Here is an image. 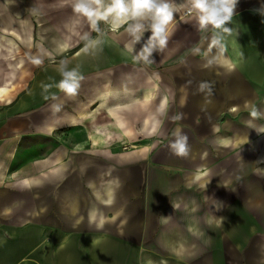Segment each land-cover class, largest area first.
I'll list each match as a JSON object with an SVG mask.
<instances>
[{
    "label": "crops",
    "instance_id": "obj_1",
    "mask_svg": "<svg viewBox=\"0 0 264 264\" xmlns=\"http://www.w3.org/2000/svg\"><path fill=\"white\" fill-rule=\"evenodd\" d=\"M22 2L0 0V25L21 28L17 17H27L31 33L18 45L0 26V101L4 77L21 67L1 52L18 59L20 45L35 49L22 94L9 106L0 102V177L8 168L16 181H0V264H264V238L250 244L253 258L245 252L264 232L242 225L253 182L258 193L257 152L252 161H228L232 146L213 139L217 111L247 117L244 107L257 109L264 90V0H237L223 52L209 48L214 30H200L188 0H171L166 45L148 60L139 54L152 22L106 13L111 0H101L106 18L95 24L75 11L76 0H27L19 10ZM35 4L61 17L47 44L46 27L35 30L46 20L34 18ZM136 23L144 29L134 34ZM72 70L79 86L69 94L59 84ZM177 132L187 136V156L171 148ZM258 171L264 177V164ZM239 190L235 209L227 192Z\"/></svg>",
    "mask_w": 264,
    "mask_h": 264
},
{
    "label": "rangeland",
    "instance_id": "obj_2",
    "mask_svg": "<svg viewBox=\"0 0 264 264\" xmlns=\"http://www.w3.org/2000/svg\"><path fill=\"white\" fill-rule=\"evenodd\" d=\"M23 4H19L18 8L26 10V8L29 7V5H27V0H23L22 2ZM15 8V7H13ZM35 11L32 12V14H35L34 18L38 19V15H43L44 18L46 19L43 22H39V23H35V30L37 28H39V25H43L44 27H46V29L48 30L47 35L46 36V42L45 44H47L49 41L53 40V31L54 29L58 26V24L61 22V17L59 14V11L57 8H50L49 6H45V5H34ZM24 13V12H21ZM25 15V14H23ZM5 17V16H4ZM19 19V23H20V27L18 28L16 25L12 24L9 21H6L5 23H3L2 25H0L1 27L3 26V35L8 37L9 33H15L16 37L18 36L17 42L18 45L19 44H23V45H27L28 41H29V37L31 36L30 29L23 24V18L27 21H29L27 19V17H17ZM21 19V20H20ZM22 22V23H21ZM39 24V25H38ZM31 27V25H30ZM7 31V32H6ZM22 38V40H21ZM24 39V40H23ZM37 40V38L35 37V41ZM5 40H3L4 42ZM2 47H5L2 44ZM18 47V46H17ZM31 47V46H30ZM30 47H23V46H19V48L16 51V56L18 57V59H16L14 57V53H11L10 51L6 52L3 51L2 56H4V58H8V60L10 61H18L19 62V67L18 69H14L13 73L14 75L9 78V75H6L4 78L5 80H7L9 82V84L7 85V91L4 94V99L5 100H1L0 102L3 104H8L7 106L13 104L16 102V100L19 98V96L22 94L23 90L26 87V82L27 79L30 75V73L32 72V55H33V51L31 49H27ZM5 50V49H4ZM31 51V53H29ZM69 52V51H68ZM67 52V53H68ZM31 60V61H30ZM21 61V62H20ZM5 73H7V71H5ZM259 99H258V105H257V109H250V108H246V106L244 107L245 109L243 111H245L247 113V117H241L240 114L241 112H236V111H230L229 107L227 108V111H225L224 109L217 111L216 113V118L214 119L218 124H219V129H220V133H217L214 135L213 139L218 142V144L220 146L223 147H230L232 146V148L227 149L226 150V157H228V161L232 160L233 158H242L244 160L247 159H251L252 161V155H249L250 151L257 152V161H258V166L260 167L262 164H264V162H260L261 159H264V132H261L260 129L264 128V90H259ZM229 104V103H228ZM231 104V103H230ZM228 106V105H227ZM3 108V107H0ZM233 110L236 109V107L232 108ZM252 110H255L258 115L253 117L250 116V114L253 112ZM244 112V114H246ZM219 138H224V139H219ZM250 147V148H249ZM3 152V151H2ZM5 153H2L1 157L5 158ZM224 153H222L223 155ZM254 156V154H253ZM5 160V159H4ZM3 161V160H2ZM258 166L257 167H253L254 171L253 173H255V170L257 171L259 177L258 179V193L257 196H255V188L256 187V183L253 182V185L250 186L249 191L244 195V197L242 198L243 202L248 206L247 210L248 213L243 215V221H245L242 225L243 227H247V226H257L259 229L258 231L260 233L264 232V177H262V175L260 174V172L258 171ZM233 167V166H232ZM232 167L228 166L227 170L229 173H236ZM247 169V166L244 167L243 171L246 172L245 170ZM242 171V172H243ZM9 171L8 168L7 170H2V176L0 177V181H3L5 178L9 179V181L11 183L16 182L10 175H9ZM247 173V172H246ZM246 173H244V175H246ZM238 175L240 174V172L238 171L237 173ZM242 174V173H241ZM249 178L243 176L242 177V186H244L245 188V184L248 185L249 187V183H246L245 181ZM38 181V180H37ZM7 182H3L1 183L2 188L5 187ZM227 184L228 189H230V186H233L231 189L232 191L234 190V182L231 181V177L228 178L227 180ZM239 185V183H238ZM238 189V187H237ZM251 190L253 191L251 193ZM227 192V200L228 202H234L235 205V209L237 207V204L239 202L240 197V190L239 192ZM238 191V190H237ZM54 209V208H52ZM38 213H36L34 216H37ZM58 214L56 213H52L51 217L54 220L58 219ZM239 215H232V214H228V218L229 217H233L236 218ZM20 223V228H24L28 222L25 221L23 223ZM238 224V223H237ZM245 232H248V234L254 229L251 230H247L244 229ZM53 233V230L51 231ZM264 238V235L261 236L259 239H255L253 241H251L249 243V245L247 246V250L246 252V257L248 258H253L250 257L251 255H249L248 253V249L250 247V244L254 243L255 241H259L261 239ZM247 239V238H246ZM229 248V247H228ZM231 248V247H230ZM236 248L240 249L241 246L238 244V246H236ZM235 250V249H234ZM253 256V255H252ZM261 257V256H260ZM264 262V261H263ZM202 261H196L195 264H201ZM163 264H169L164 262ZM229 264V263H227ZM239 264H246L245 262H240Z\"/></svg>",
    "mask_w": 264,
    "mask_h": 264
},
{
    "label": "clouds",
    "instance_id": "obj_3",
    "mask_svg": "<svg viewBox=\"0 0 264 264\" xmlns=\"http://www.w3.org/2000/svg\"><path fill=\"white\" fill-rule=\"evenodd\" d=\"M237 0H188L191 10L195 11L198 18L199 28L202 31H207L209 26L214 30L209 48L215 46L223 52L222 34L230 33V29L225 27V24L231 20L234 7ZM101 0H76L75 11L83 13L87 17L95 20L97 17L106 18V14L101 12ZM96 5L97 7H94ZM176 10L175 5L171 0H111V4L107 7L106 13H115L118 16L130 15L132 18H140L150 20L152 23L151 36L148 44L145 45L139 54L143 59L148 60L155 48H163L167 42L166 27L173 19V12ZM144 29L142 23H136L130 29L134 34L141 32ZM139 40L140 36L137 35ZM199 51V49H196ZM211 63V61H209ZM63 79L59 87L69 94L75 93L78 88V77L75 70L63 71ZM79 79H82L80 77ZM252 116L255 117L258 113L254 110ZM264 132V128L260 129ZM176 140L171 144V148L178 156H187L188 145L187 136L176 133ZM260 162H264L261 159ZM175 207V206H174ZM91 219H95V211L90 213ZM104 224L101 218L98 228H102Z\"/></svg>",
    "mask_w": 264,
    "mask_h": 264
},
{
    "label": "bare ground",
    "instance_id": "obj_4",
    "mask_svg": "<svg viewBox=\"0 0 264 264\" xmlns=\"http://www.w3.org/2000/svg\"><path fill=\"white\" fill-rule=\"evenodd\" d=\"M253 10H254V11H258V10H257V9H255V8H253ZM21 23H22V22H21ZM6 32H7V31H6ZM9 35H11V33H10ZM12 36H13V35H12ZM21 40H22V38H21ZM23 40H24V39H23ZM63 46L65 47V44H63ZM66 46H67V45H66ZM1 88H2V89H4V87H3V86H2V87H0V93H1Z\"/></svg>",
    "mask_w": 264,
    "mask_h": 264
},
{
    "label": "snow or ice",
    "instance_id": "obj_5",
    "mask_svg": "<svg viewBox=\"0 0 264 264\" xmlns=\"http://www.w3.org/2000/svg\"><path fill=\"white\" fill-rule=\"evenodd\" d=\"M39 61H37V63H38ZM25 183H27V182H25Z\"/></svg>",
    "mask_w": 264,
    "mask_h": 264
}]
</instances>
